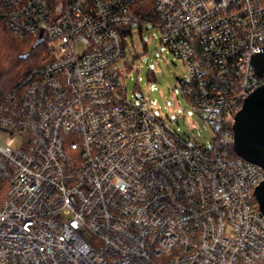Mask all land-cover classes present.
<instances>
[{"label":"built area","instance_id":"1","mask_svg":"<svg viewBox=\"0 0 264 264\" xmlns=\"http://www.w3.org/2000/svg\"><path fill=\"white\" fill-rule=\"evenodd\" d=\"M0 24L51 51L0 100V132L22 136L0 145V264H264V169L231 155L264 83V0H0ZM151 27L206 145L126 93V40Z\"/></svg>","mask_w":264,"mask_h":264},{"label":"rangeland","instance_id":"2","mask_svg":"<svg viewBox=\"0 0 264 264\" xmlns=\"http://www.w3.org/2000/svg\"><path fill=\"white\" fill-rule=\"evenodd\" d=\"M133 31L135 33L132 38L126 40L128 47L125 50L129 70L123 82L128 97L134 90L140 91L145 100L151 102V108L163 116L173 119L176 113L173 128L178 129L183 140L198 145L208 144L213 133L202 117L191 108L177 80L185 78L186 70L182 61L159 43V33L155 28L140 33ZM10 139L13 147L22 143L21 135L11 137L0 132V145L10 143Z\"/></svg>","mask_w":264,"mask_h":264},{"label":"water","instance_id":"3","mask_svg":"<svg viewBox=\"0 0 264 264\" xmlns=\"http://www.w3.org/2000/svg\"><path fill=\"white\" fill-rule=\"evenodd\" d=\"M252 66L258 77H264V50L252 57ZM177 80L182 84L181 79ZM232 131L236 155L264 169V83L245 98L234 115ZM253 195L264 217V180L254 188Z\"/></svg>","mask_w":264,"mask_h":264},{"label":"trees","instance_id":"4","mask_svg":"<svg viewBox=\"0 0 264 264\" xmlns=\"http://www.w3.org/2000/svg\"><path fill=\"white\" fill-rule=\"evenodd\" d=\"M50 59L51 51L44 40L32 36L21 38L0 24V100L28 69ZM231 155L236 156L233 148Z\"/></svg>","mask_w":264,"mask_h":264}]
</instances>
